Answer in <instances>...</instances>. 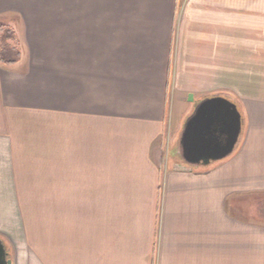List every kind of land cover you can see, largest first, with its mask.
Instances as JSON below:
<instances>
[{"label": "crops", "instance_id": "0c3cea01", "mask_svg": "<svg viewBox=\"0 0 264 264\" xmlns=\"http://www.w3.org/2000/svg\"><path fill=\"white\" fill-rule=\"evenodd\" d=\"M182 3L0 0L21 52L0 63L8 262L264 264V0ZM190 95L244 126L231 156L180 172Z\"/></svg>", "mask_w": 264, "mask_h": 264}, {"label": "water", "instance_id": "95a60500", "mask_svg": "<svg viewBox=\"0 0 264 264\" xmlns=\"http://www.w3.org/2000/svg\"><path fill=\"white\" fill-rule=\"evenodd\" d=\"M189 101L193 102L194 96L190 95ZM243 126V116L237 105L230 100L216 96L199 101L183 125L174 152L181 163L175 170L191 172L194 167H208L228 158L240 141ZM0 264H12L6 260L1 240Z\"/></svg>", "mask_w": 264, "mask_h": 264}, {"label": "rangeland", "instance_id": "374dc122", "mask_svg": "<svg viewBox=\"0 0 264 264\" xmlns=\"http://www.w3.org/2000/svg\"><path fill=\"white\" fill-rule=\"evenodd\" d=\"M185 1L186 0H183L184 3H182V5L185 4ZM5 38H7V39H5ZM3 40L8 41L9 44H17V36H16L15 31L12 28V25H10V24H8L6 22H4V24L3 23L0 24V43ZM187 97L188 96H184L183 97L185 99V102H186ZM187 101H188V99H187ZM170 103H171V107H172L173 106L172 98H171V102ZM197 103H198V100H194L193 102H190V105L192 107V111H190V114H188V116L185 117V119L183 121V124H185V122L188 120V118L193 114L194 108L197 105ZM173 113H174L173 117H178L179 113H182V111L180 112L179 109H174ZM178 119H180V118H178ZM170 137L171 138H170L169 143H168L169 146H168L167 152H168V156H171V158H172V156H173L172 154L174 152V150H173L174 146H175L176 143H177L176 147L178 146V143H179L180 139L178 140V142H173L175 137L173 138V136H171V135H170ZM173 160L176 161V162L179 161L181 163V161L179 159H177V158H173ZM215 163H212V164H215Z\"/></svg>", "mask_w": 264, "mask_h": 264}, {"label": "trees", "instance_id": "16d2710c", "mask_svg": "<svg viewBox=\"0 0 264 264\" xmlns=\"http://www.w3.org/2000/svg\"><path fill=\"white\" fill-rule=\"evenodd\" d=\"M7 39V38H5ZM21 57L20 50L9 44L8 41H1L0 43V63L2 65L11 66L15 65Z\"/></svg>", "mask_w": 264, "mask_h": 264}]
</instances>
